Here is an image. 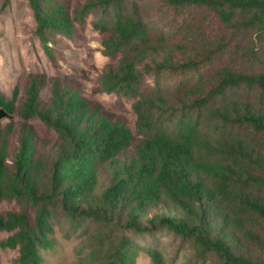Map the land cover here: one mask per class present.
Instances as JSON below:
<instances>
[{"label":"trees","instance_id":"trees-1","mask_svg":"<svg viewBox=\"0 0 264 264\" xmlns=\"http://www.w3.org/2000/svg\"><path fill=\"white\" fill-rule=\"evenodd\" d=\"M26 1L54 65L60 38L96 14L98 49L117 58L96 90L134 100L136 121L58 79L44 100L39 75L0 95V203L16 205L0 230L17 264H44L57 224L97 241L82 264H135L123 233L161 228L219 264H264V0H162L182 18L174 35L132 0Z\"/></svg>","mask_w":264,"mask_h":264},{"label":"rangeland","instance_id":"rangeland-1","mask_svg":"<svg viewBox=\"0 0 264 264\" xmlns=\"http://www.w3.org/2000/svg\"><path fill=\"white\" fill-rule=\"evenodd\" d=\"M71 1L72 4H77L85 0ZM132 1L140 5H151L148 18L152 25L165 28L169 34L179 29L182 18L173 15L162 0ZM95 17L93 12L83 24H76L72 38H60L58 49L61 59L58 65H54L45 55L35 35L36 24L28 2L0 0V95L10 99L16 88L21 94L27 79L31 75H39L46 79V87L42 90V98L46 100L50 96L52 80L58 79L62 84L77 89L80 95L108 114L111 120L126 124L135 133L136 115L131 107L134 100L96 90L97 71L116 63L117 58L106 57L99 51L104 35L93 28ZM10 119L5 113L0 123L6 124ZM15 208L14 203H0V211ZM55 229L56 246L52 250L41 252L44 264H82L81 260L86 261L97 244L94 237L88 238L75 232L66 224H57ZM115 233L117 232H113V235ZM123 234L138 248L135 264H154L148 253L151 249L159 251L167 264H219L213 255L200 257L190 240L166 229H154L142 234L128 230ZM10 235L9 232L0 230V264H17L18 251L2 246V242Z\"/></svg>","mask_w":264,"mask_h":264},{"label":"water","instance_id":"water-1","mask_svg":"<svg viewBox=\"0 0 264 264\" xmlns=\"http://www.w3.org/2000/svg\"><path fill=\"white\" fill-rule=\"evenodd\" d=\"M5 116V112L3 110H0V119Z\"/></svg>","mask_w":264,"mask_h":264}]
</instances>
